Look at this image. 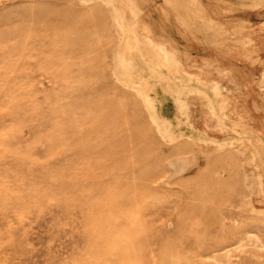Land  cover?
Wrapping results in <instances>:
<instances>
[{
  "label": "rangeland",
  "instance_id": "obj_1",
  "mask_svg": "<svg viewBox=\"0 0 264 264\" xmlns=\"http://www.w3.org/2000/svg\"><path fill=\"white\" fill-rule=\"evenodd\" d=\"M0 264H264V0H0Z\"/></svg>",
  "mask_w": 264,
  "mask_h": 264
}]
</instances>
